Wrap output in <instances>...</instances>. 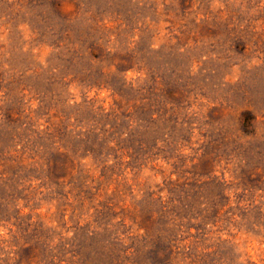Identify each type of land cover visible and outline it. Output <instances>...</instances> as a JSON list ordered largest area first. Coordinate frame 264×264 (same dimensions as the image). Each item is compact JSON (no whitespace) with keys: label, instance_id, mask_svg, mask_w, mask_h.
Returning <instances> with one entry per match:
<instances>
[{"label":"rangeland","instance_id":"obj_1","mask_svg":"<svg viewBox=\"0 0 264 264\" xmlns=\"http://www.w3.org/2000/svg\"><path fill=\"white\" fill-rule=\"evenodd\" d=\"M0 264H264V0H0Z\"/></svg>","mask_w":264,"mask_h":264},{"label":"trees","instance_id":"obj_2","mask_svg":"<svg viewBox=\"0 0 264 264\" xmlns=\"http://www.w3.org/2000/svg\"><path fill=\"white\" fill-rule=\"evenodd\" d=\"M245 123H246V125H249L250 124V120L249 119H245Z\"/></svg>","mask_w":264,"mask_h":264}]
</instances>
